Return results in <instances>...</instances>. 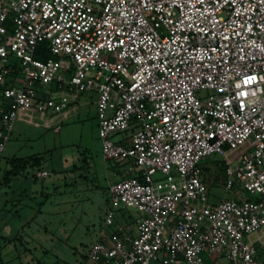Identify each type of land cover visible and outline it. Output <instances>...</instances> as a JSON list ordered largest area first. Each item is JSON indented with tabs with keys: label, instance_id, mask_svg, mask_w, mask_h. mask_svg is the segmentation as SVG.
<instances>
[{
	"label": "built area",
	"instance_id": "obj_1",
	"mask_svg": "<svg viewBox=\"0 0 264 264\" xmlns=\"http://www.w3.org/2000/svg\"><path fill=\"white\" fill-rule=\"evenodd\" d=\"M87 92L125 168L111 205L142 214L101 235L94 264H264V0H0V165L18 120L49 128ZM213 155L249 199L210 204Z\"/></svg>",
	"mask_w": 264,
	"mask_h": 264
},
{
	"label": "rangeland",
	"instance_id": "obj_2",
	"mask_svg": "<svg viewBox=\"0 0 264 264\" xmlns=\"http://www.w3.org/2000/svg\"><path fill=\"white\" fill-rule=\"evenodd\" d=\"M211 94L202 91L199 95L205 99ZM74 99L73 106L77 107L71 114L49 128L27 118L15 123L0 165V264H94L89 252L101 235L123 226L125 216H142L136 209L127 211L111 205L109 186L122 178L125 168L104 159L95 92L76 95ZM56 127L60 130L56 131ZM246 152L248 148L244 147L241 153ZM35 158L44 160L36 165L32 162ZM14 159L32 163L15 184L18 192L23 191V199L7 202L3 176L12 169ZM74 164L79 166L76 171ZM201 168L204 182L206 169L211 168V182L205 183L211 205L250 198L239 185L226 189L222 156L206 157ZM42 171L49 176L38 177ZM13 197L18 198L17 194ZM112 209L116 213L115 225L108 227L106 216ZM260 254L264 259V252ZM202 259L203 264H229L218 255L204 253ZM152 264L167 263L161 257ZM178 264L188 263L180 260Z\"/></svg>",
	"mask_w": 264,
	"mask_h": 264
},
{
	"label": "trees",
	"instance_id": "obj_3",
	"mask_svg": "<svg viewBox=\"0 0 264 264\" xmlns=\"http://www.w3.org/2000/svg\"><path fill=\"white\" fill-rule=\"evenodd\" d=\"M36 57L39 59H42V60H47L49 58H53V56L49 53V50H47L46 44H42L40 46V51ZM18 75H20L19 70H17L14 73V77H16ZM3 101H4L3 99H0V107H1V104L3 103ZM43 160H44L43 158H35V159H33L32 162H34L36 165H40V164H42ZM32 162H31V160H24V159L12 160V162H11L12 169L10 171H8L5 175L6 182L9 181V179L11 177H14V178L19 177V175L22 172H24L29 166H31ZM117 165H119V164L117 163ZM223 166H224V163H223ZM73 169L76 171L77 169H79V166L77 164H74ZM211 179H212L211 168H209V169H206L205 183L208 185L211 182ZM207 185H206V187H207Z\"/></svg>",
	"mask_w": 264,
	"mask_h": 264
},
{
	"label": "crops",
	"instance_id": "obj_4",
	"mask_svg": "<svg viewBox=\"0 0 264 264\" xmlns=\"http://www.w3.org/2000/svg\"><path fill=\"white\" fill-rule=\"evenodd\" d=\"M0 172H1V167H0ZM43 172V171H42ZM7 173V172H6ZM6 173L4 174V176H3V181H4V183H5V185H4V188H6V190H5V199H6V201L8 202L9 200L11 201H21L22 199H23V195H22V192L23 191H20V192H18L17 191V188L15 187V184H17L16 182H17V180L19 179V178H14V177H11L10 179H9V181H7L6 182V180H5V175H6ZM40 173V172H39ZM38 175V174H37ZM39 177V176H38ZM1 180V179H0ZM3 188V189H4ZM2 190V189H1ZM0 190V192H2ZM11 194V195H10ZM16 194H17V197L18 198H16V197H13L14 195L16 196ZM13 195V196H12ZM9 198V199H8ZM6 202V203H7ZM6 205V204H5ZM19 213H21V212H19ZM19 213H17L16 214V216H18L19 215ZM6 214V213H5ZM13 217V216H12ZM126 217V220H125V223H124V227H126V228H135V219L134 218H132V217H130L129 216V218H131V219H129V221H128V219H127V216H125ZM131 222H133V224H131ZM122 226V225H121Z\"/></svg>",
	"mask_w": 264,
	"mask_h": 264
}]
</instances>
